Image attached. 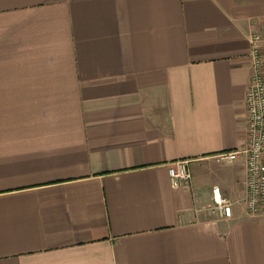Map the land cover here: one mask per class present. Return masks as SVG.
<instances>
[{
  "label": "crops",
  "instance_id": "crops-1",
  "mask_svg": "<svg viewBox=\"0 0 264 264\" xmlns=\"http://www.w3.org/2000/svg\"><path fill=\"white\" fill-rule=\"evenodd\" d=\"M263 18L264 0H0V264H264L242 159L217 156L245 143Z\"/></svg>",
  "mask_w": 264,
  "mask_h": 264
},
{
  "label": "built area",
  "instance_id": "built-area-1",
  "mask_svg": "<svg viewBox=\"0 0 264 264\" xmlns=\"http://www.w3.org/2000/svg\"><path fill=\"white\" fill-rule=\"evenodd\" d=\"M261 24L264 27V18ZM248 42V63L252 74L244 93L245 143L217 156L225 162L242 159L245 193L240 201L248 215H260L264 214V30L250 33ZM168 172L172 186H185L190 181L185 160L174 161ZM212 199L213 211L228 217L231 213V201L217 185L212 188Z\"/></svg>",
  "mask_w": 264,
  "mask_h": 264
}]
</instances>
